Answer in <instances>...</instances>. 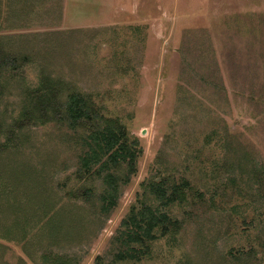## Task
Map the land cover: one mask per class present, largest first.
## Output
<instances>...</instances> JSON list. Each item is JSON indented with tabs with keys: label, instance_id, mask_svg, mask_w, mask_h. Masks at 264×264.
Returning a JSON list of instances; mask_svg holds the SVG:
<instances>
[{
	"label": "rangeland",
	"instance_id": "rangeland-1",
	"mask_svg": "<svg viewBox=\"0 0 264 264\" xmlns=\"http://www.w3.org/2000/svg\"><path fill=\"white\" fill-rule=\"evenodd\" d=\"M66 1L0 0V61L17 62L0 68V264H108L160 171L202 198L171 209L183 229L151 257L120 264H264V185L251 172L264 176V0H70L65 19ZM42 77L85 94L140 142L107 216L101 181L76 175L78 138L55 123L14 126ZM26 204L58 216L42 225Z\"/></svg>",
	"mask_w": 264,
	"mask_h": 264
},
{
	"label": "trees",
	"instance_id": "trees-1",
	"mask_svg": "<svg viewBox=\"0 0 264 264\" xmlns=\"http://www.w3.org/2000/svg\"><path fill=\"white\" fill-rule=\"evenodd\" d=\"M15 59L14 56L4 57L0 68L14 70L17 67ZM26 60L25 57L22 62ZM47 123L66 127L78 138L81 152L76 175L91 182L101 181L104 189L97 197L98 209L102 215H109L118 205L122 188L136 174L138 160L143 154L139 140L130 136L119 119L106 117L85 94L63 87L50 77H42L39 87L31 93L20 121L14 126L23 128L25 124ZM218 171L220 173L221 169ZM160 172L145 184L142 196L122 221L116 237L118 248L108 264L140 263L151 257L155 243L183 229V222L172 214L171 209L186 204L190 198H202L189 180ZM251 172L257 182L264 185L263 172L257 168H252ZM43 190L41 197L46 194V188ZM94 194L92 188H84L81 197L84 202L91 203ZM26 206L32 221L37 217L40 224L46 218L48 224H53L58 216L49 210V205L36 210ZM39 210L44 212L42 216L38 214ZM45 255L46 260L56 259L50 256L51 252ZM96 264L104 262L97 258Z\"/></svg>",
	"mask_w": 264,
	"mask_h": 264
},
{
	"label": "crops",
	"instance_id": "crops-1",
	"mask_svg": "<svg viewBox=\"0 0 264 264\" xmlns=\"http://www.w3.org/2000/svg\"><path fill=\"white\" fill-rule=\"evenodd\" d=\"M73 1H70V0H68V2L66 1V9H65V19L68 17V12H69V9H70V4L72 3ZM100 2H102V0H100ZM65 21H67V20H65Z\"/></svg>",
	"mask_w": 264,
	"mask_h": 264
}]
</instances>
